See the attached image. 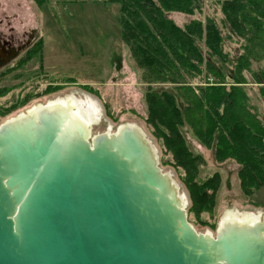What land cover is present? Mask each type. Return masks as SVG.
I'll list each match as a JSON object with an SVG mask.
<instances>
[{"label":"water","instance_id":"95a60500","mask_svg":"<svg viewBox=\"0 0 264 264\" xmlns=\"http://www.w3.org/2000/svg\"><path fill=\"white\" fill-rule=\"evenodd\" d=\"M36 107L0 125V264H264V215L198 233L138 127Z\"/></svg>","mask_w":264,"mask_h":264},{"label":"trees","instance_id":"16d2710c","mask_svg":"<svg viewBox=\"0 0 264 264\" xmlns=\"http://www.w3.org/2000/svg\"><path fill=\"white\" fill-rule=\"evenodd\" d=\"M107 2L120 7L122 40L143 71L145 121L173 165L189 174L190 214L216 207L222 177L197 180L204 158L189 148L185 127L215 162L237 164L241 190L253 196L264 187V118L249 96L257 86L264 101V0L219 1L223 29L213 18L189 19L201 10L198 0ZM177 14L188 19L177 21ZM236 39L243 44L235 55L227 44Z\"/></svg>","mask_w":264,"mask_h":264},{"label":"rangeland","instance_id":"374dc122","mask_svg":"<svg viewBox=\"0 0 264 264\" xmlns=\"http://www.w3.org/2000/svg\"><path fill=\"white\" fill-rule=\"evenodd\" d=\"M32 1L0 0V11L1 7H5L8 13H14L16 21L28 24L20 23L17 25L19 28H41L39 23H44L45 29L41 36L47 45L44 47L45 56L42 57L43 65L46 66H43L46 83L59 81L68 85H64V90L57 94L40 96L37 94L39 90L35 91L34 88L37 84L26 81L20 91L15 87L23 80L14 78L15 74L0 76V88H13L9 93L5 89L0 90V125L38 105L44 106L47 102L70 96L77 103L90 104L94 113L97 112L94 117H99V121L92 124L93 136L115 134L126 124L142 130L156 151L159 168L175 182L179 195L184 199L188 220L198 233L215 237L223 218L228 214L264 215V187L255 191L253 196H246L240 187L237 164L215 162L212 152L202 146L190 129L185 127L182 131L189 148L204 158L205 164L200 167L197 180L204 181L215 173L222 177V185L216 193V207L211 212L200 214L196 211V215L190 214L192 200L184 182L189 174L173 165L172 157L166 155L161 142L145 121L147 85L144 83L143 71L136 65L129 47L122 40L118 5H111L107 0H48L46 5L38 7ZM198 1L201 10L197 12L195 8L196 14L189 19L205 22L213 18L223 29L224 15L218 4L221 0ZM174 16L177 21L188 19L185 15ZM236 40L227 42V51L235 55L243 44V40ZM37 63H34V68H37ZM253 68L257 70L256 65ZM1 71L0 75L3 73ZM27 95L29 100L20 102ZM249 96L251 104L264 118V101L259 97L257 86L251 88Z\"/></svg>","mask_w":264,"mask_h":264},{"label":"flooded vegetation","instance_id":"af4514ba","mask_svg":"<svg viewBox=\"0 0 264 264\" xmlns=\"http://www.w3.org/2000/svg\"><path fill=\"white\" fill-rule=\"evenodd\" d=\"M0 11V70L3 72L0 76H9L15 74L14 78L23 80L16 90L22 91L26 81L31 82L32 85L37 84L34 87L40 96H46L57 94L64 89L62 82L46 83L47 76L45 75V68L43 69L42 57L45 56L44 47L47 46L41 36L45 27L44 23H39L40 27L30 29L29 26L19 28L17 25L26 24L24 21H16V16L11 15L6 11L5 7H1ZM37 68H34V63ZM42 62V64H41ZM31 79V80H30ZM5 88H0L3 90ZM5 89L8 93L12 90ZM34 99V98H33ZM29 100V96H25L20 102ZM19 103V101H17Z\"/></svg>","mask_w":264,"mask_h":264},{"label":"bare ground","instance_id":"6f19581e","mask_svg":"<svg viewBox=\"0 0 264 264\" xmlns=\"http://www.w3.org/2000/svg\"><path fill=\"white\" fill-rule=\"evenodd\" d=\"M76 96V95H75ZM84 99V98H83ZM82 101H84V100H82ZM89 102V101H88ZM55 103H58V104H60V105H64V106H68V105H71V106H74L75 107V110H76V114L79 116L80 115V117L86 122V123H88V124H94V122H97V121H99V117H94V114L95 113H97V112H95L94 113V110L92 109L93 107H91V105L90 104H88V106L86 105V102H84L83 104H82V102H81V104L80 103H77L75 100H73V98L72 97H67V98H65V99H57V100H54V101H50V102H47V104H50V105H53V104H55ZM94 106V105H93ZM85 109H84V108ZM95 107V106H94ZM37 108V107H36ZM36 108H34V109H36ZM83 108V109H82ZM32 109V108H31ZM31 109H29V110H31ZM33 109V110H34ZM32 111V110H31ZM25 113V112H24ZM24 113H20L18 116L19 117H22L23 115H24ZM97 115V114H96ZM73 119V118H72ZM69 124L70 123H68V127H69ZM127 126H131V127H136L135 125H132V124H127ZM111 134V133H110ZM260 217H257V216H255V215H253V214H247V216H244V215H237V214H235V213H232V214H228V215H226V217H224L223 218V220H222V224H221V226L223 225V223L225 222V221H229V220H238V221H241V222H243V221H246V220H248V222H250L251 220H253V219H259Z\"/></svg>","mask_w":264,"mask_h":264},{"label":"crops","instance_id":"0c3cea01","mask_svg":"<svg viewBox=\"0 0 264 264\" xmlns=\"http://www.w3.org/2000/svg\"><path fill=\"white\" fill-rule=\"evenodd\" d=\"M33 1H34V0H33ZM33 1H32V2H33ZM34 2H35V1H34ZM38 7H39V6H38Z\"/></svg>","mask_w":264,"mask_h":264}]
</instances>
